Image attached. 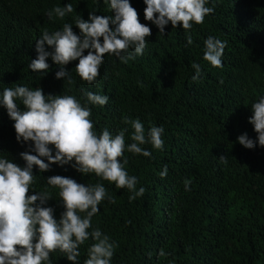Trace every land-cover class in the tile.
<instances>
[{
    "label": "trees",
    "instance_id": "16d2710c",
    "mask_svg": "<svg viewBox=\"0 0 264 264\" xmlns=\"http://www.w3.org/2000/svg\"><path fill=\"white\" fill-rule=\"evenodd\" d=\"M69 3L73 13L63 20L55 14L49 19V11ZM130 3L152 31L143 54L127 63L106 55L97 81L88 84L75 71L78 61L66 66L71 83L55 78L60 69L51 57L47 73L32 72L28 65L37 58L36 41L45 30H62L71 23L79 35L77 16L112 15L106 0H0V95L17 86L40 87L45 95H73L91 109L97 134L107 129L115 136L127 129L126 145L133 143L134 129L123 123L125 117L139 119L146 135L152 126L164 129L162 149L147 143L142 147L150 157L125 150L121 158L127 159L128 174L137 177V191L145 189L135 200H129L132 193L126 188L94 173L80 174L74 161L50 165L44 173L34 166L31 190L51 194L46 206L55 209L59 220L64 211L60 189L49 186L48 177L103 184L115 202L108 197L101 202L89 231L99 228L117 245L111 264H264V147L257 141L246 149L237 139L244 133L257 138L248 121L252 104L264 98V0H208L206 6L215 11L203 24L190 31L169 24L164 34L145 20L143 0ZM209 36L227 42L222 67L203 58ZM194 63L201 68L195 81ZM87 92L108 96V103H88ZM13 125L0 107V156L23 167L20 153L31 142H17ZM165 166L167 176L162 178ZM186 179L192 181L188 191ZM93 243L89 239L80 246L77 264H84ZM161 250L166 255H159ZM50 264L72 262L57 250L50 253Z\"/></svg>",
    "mask_w": 264,
    "mask_h": 264
},
{
    "label": "clouds",
    "instance_id": "9594fccd",
    "mask_svg": "<svg viewBox=\"0 0 264 264\" xmlns=\"http://www.w3.org/2000/svg\"><path fill=\"white\" fill-rule=\"evenodd\" d=\"M146 8L144 18L154 24L160 34H164L167 25L172 28L182 26L190 31L194 24L204 23L205 17L214 13L215 8L206 6L208 0H143ZM112 15H96L90 12L88 20L81 16L75 18L73 31L71 23H65L62 30H45L36 41L37 58L28 65L32 72L47 73L49 57L59 71L57 80L68 78L66 66L78 61L75 66L77 75L88 84H93L99 77V69L106 55H113L127 63L143 54L147 38L152 35L151 28L142 24L137 10L130 0H106ZM71 3L64 7H55L47 13L49 19L55 14L63 20L73 13ZM191 44V38H188ZM51 49L47 51L46 47ZM227 46L226 41L209 36L204 41L203 58L213 67H222V56ZM87 53V54H85ZM131 53V54H129ZM196 75L201 68L193 64ZM222 82V81H221ZM87 102L105 106L109 97L87 92ZM20 101V104L17 103ZM23 106V110L21 109ZM0 107L6 109L9 118L14 121L16 140L31 145L20 153L25 162L21 167L12 160L0 156V264H50V253L59 250L67 260L77 264L79 248L92 239L88 248V258L84 264H111L117 245L99 228H92V218L99 212V205L108 197L106 188L101 183L86 185L76 180L53 175L46 179L51 187L59 188L58 193L64 211L60 219L55 218V209L46 206L52 200L48 191L39 193L31 190L36 182L34 166L40 173L50 170V165L61 167L72 164L82 175L94 173L105 181L114 183L117 188H126L132 195L129 200L143 196L145 189L140 187L136 176H130L125 170L127 159L123 162L125 150L129 153L150 157L151 152L142 147L150 143L160 150L164 147L163 127L152 126L147 135L139 119L124 118L123 123L134 129L131 135L133 143L126 145L123 129L113 136L107 129L97 134L91 120V109L82 106L73 95H45L40 87L17 86L4 88L0 95ZM252 116L249 123L257 134L256 140L247 133L237 139L246 149H253L258 141L264 147V98L251 106ZM35 153V154H32ZM227 162V157H220ZM45 160L47 162H45ZM167 166L160 173L167 176ZM185 190H190L191 179L184 182ZM32 193V194H30ZM110 202L115 201L108 197ZM80 213H85L83 217ZM159 255L166 253L161 250Z\"/></svg>",
    "mask_w": 264,
    "mask_h": 264
}]
</instances>
